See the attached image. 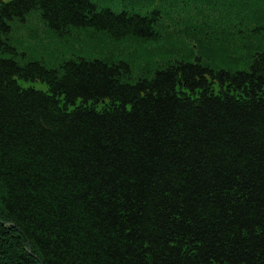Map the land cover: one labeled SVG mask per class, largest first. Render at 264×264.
<instances>
[{"label": "trees", "instance_id": "16d2710c", "mask_svg": "<svg viewBox=\"0 0 264 264\" xmlns=\"http://www.w3.org/2000/svg\"><path fill=\"white\" fill-rule=\"evenodd\" d=\"M93 1L0 0V55L33 10L58 34L161 38L159 9ZM252 31L236 72L196 58L131 82L123 61L0 56V264H264V17Z\"/></svg>", "mask_w": 264, "mask_h": 264}, {"label": "rangeland", "instance_id": "374dc122", "mask_svg": "<svg viewBox=\"0 0 264 264\" xmlns=\"http://www.w3.org/2000/svg\"><path fill=\"white\" fill-rule=\"evenodd\" d=\"M254 1V4L253 0L95 1L97 9L115 13L134 11L144 15L148 9H159L160 23L154 31L161 38L148 40H114L106 34L78 28L58 34L45 25L38 10H33L24 21H12L11 32L4 37L16 55L4 52L0 56H14L22 64L39 61L54 69L74 58L123 61L129 66L127 79L131 82L151 77L155 70L171 62H193L196 58L210 68L236 72L247 68L250 55L259 45L258 36L250 29L264 17V2ZM18 83L23 88L47 91L46 85L39 81L18 80ZM212 90L217 93V86L213 85ZM91 104L87 105L97 111L110 108L106 100Z\"/></svg>", "mask_w": 264, "mask_h": 264}, {"label": "bare ground", "instance_id": "6f19581e", "mask_svg": "<svg viewBox=\"0 0 264 264\" xmlns=\"http://www.w3.org/2000/svg\"><path fill=\"white\" fill-rule=\"evenodd\" d=\"M95 1H97V0H94V1H93L94 4H95ZM95 6H96V5H95ZM140 7H141V6H139V8H140ZM96 8H97V7H96ZM100 10H102V9H100ZM150 11H151V9H150V10L148 9V13H149ZM131 13L139 14L138 12H134V11H131ZM145 13H146V12H145ZM139 15H140V14H139Z\"/></svg>", "mask_w": 264, "mask_h": 264}, {"label": "water", "instance_id": "95a60500", "mask_svg": "<svg viewBox=\"0 0 264 264\" xmlns=\"http://www.w3.org/2000/svg\"><path fill=\"white\" fill-rule=\"evenodd\" d=\"M29 254H31V250H30V248H29Z\"/></svg>", "mask_w": 264, "mask_h": 264}]
</instances>
